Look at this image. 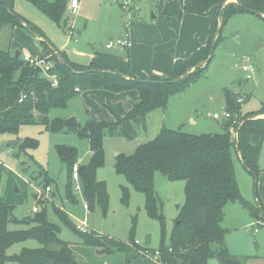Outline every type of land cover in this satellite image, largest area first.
Instances as JSON below:
<instances>
[{
  "label": "trees",
  "instance_id": "1",
  "mask_svg": "<svg viewBox=\"0 0 264 264\" xmlns=\"http://www.w3.org/2000/svg\"><path fill=\"white\" fill-rule=\"evenodd\" d=\"M25 1L65 30L63 21L66 20L63 16L67 0ZM225 1L156 0V8L161 15L180 18L183 13L205 15L212 6L220 7ZM248 10L257 11L264 16V0H236L234 3L224 4L220 11L221 26L231 17ZM263 16L258 17L264 19ZM19 19L25 25L21 24ZM5 27L10 28L11 31L17 27L29 29L37 37H41L40 44L45 50L55 51L60 61H55L46 73H42L25 63L21 54L16 57L8 49H0V141L5 137H12L9 141L17 140L20 128L27 125H40L44 130L52 133L67 129L80 139H85L91 150L86 162L77 163L78 152L75 147L56 146V152L67 169L68 178L64 195L66 200H72L73 191L69 177L72 178V168L77 164L82 197L87 210L93 211L95 207H99L104 211L108 203L106 183L96 179V170L105 162L104 135L134 138L139 129L146 128L148 112L158 107H166L172 95L184 91L186 85L202 76L201 73L208 64H205L204 68L196 67L183 79L168 82L196 62H200L198 60L203 59L204 54L197 56L187 66L173 71L167 77L151 74L149 80L132 81L128 72L105 71L92 63L80 65L70 61L64 52L53 47L42 31L29 26L13 11L11 5L0 1V30ZM219 39H221L220 33L216 38L215 46ZM211 40L203 52L208 55ZM53 75L56 84L52 83ZM90 89H103L113 93L135 89L138 91V98L129 111L124 110L121 102L105 104L104 107L113 117V121L90 118L83 124L65 126L63 118H50L51 109L66 108L68 102L77 97L79 92ZM231 95V91H225L226 112L229 113V118L220 122L222 132L193 134L162 125L152 139L137 145L131 154L118 153L115 157V171L124 175L128 184L135 190L143 193L145 208L150 215L158 217L159 220L161 215L157 214L159 199L154 189V173L159 171L168 180L185 182V201L179 208L171 228L170 244L165 246L162 243L158 248L162 249L165 246L164 252L160 253L163 259L161 261L165 264H208V260L213 258L219 264H244L245 258L230 253L225 245L223 209L228 203L238 201L249 210L250 214L264 221V206L261 201L258 200L257 207H251L243 200L232 159V153L235 152L246 169L257 178L258 156L264 139V117L260 118L256 115L263 114L264 108L256 112L240 114L239 117L240 104L236 99H231ZM36 145V140L24 138L17 146L16 157L24 152L29 160L37 164L26 149L34 148ZM22 170L27 174L25 168ZM48 180L50 182L47 176L44 188L50 186L47 184ZM122 190L126 196L127 187L123 186ZM52 210L57 219L77 234L84 244L95 246L101 254L112 253L110 249L104 250L103 244L94 236L98 234L103 237L102 234L92 229L81 232L76 228L74 220L62 208L52 205ZM9 223L23 225L25 228L9 229ZM59 232V225L49 221L44 207H40L31 218L16 219L11 214V207L0 204V264H10V262L79 264L68 242L59 237ZM27 239L36 240L40 246L22 247L17 254H6L9 246ZM107 241L134 250L131 256L125 255L123 264H130L133 260L142 257L138 252L139 247L132 245V242L136 241L132 232H129L128 243L108 237Z\"/></svg>",
  "mask_w": 264,
  "mask_h": 264
},
{
  "label": "rangeland",
  "instance_id": "2",
  "mask_svg": "<svg viewBox=\"0 0 264 264\" xmlns=\"http://www.w3.org/2000/svg\"><path fill=\"white\" fill-rule=\"evenodd\" d=\"M6 1L29 26L42 31L53 43L54 48L64 51L70 61L79 63H89L92 60L91 57H94L92 56L94 53L97 54L95 61L101 59L100 56L106 53L126 56L129 49H119L118 46H114L108 50L105 48V44L111 38L119 37L130 31L138 37L157 35L163 39V42L179 36V41H181L179 45L183 47L186 57L190 55V52L187 54V50L194 51L200 42V39L196 40L194 37L198 29L205 28L206 25V21L195 20L196 17L184 22L186 25L179 24L178 18L158 13L156 0H79L75 13L68 9L70 0H67L63 16L66 20L63 21L65 23H63L64 31L26 1ZM70 24L75 30V35H71L69 31ZM220 35L221 39L217 41L211 60L201 73L202 76L186 85L184 91L172 95L168 99L166 107H158L148 112L145 129H139L137 135L132 139L119 135H104L105 162L96 170V179L106 183L108 203L104 211L99 207H95L93 211L85 209L82 193L74 190V183L70 177L69 183L73 191L72 200H66L64 195L68 178L67 169L56 152V146L75 147L78 152L77 163H80L86 162L91 154L88 142L67 129L52 133L44 130L40 125L22 126L17 134V140L9 141L12 137L1 139L0 143L3 142L5 147L0 150V204L11 207V214L16 219L31 218L34 215L31 211L34 204L41 208L44 207L49 221L59 225V237L68 242L79 264H123L125 255L131 256L133 249L109 242L107 237L128 243L129 232H132L134 239L139 242H132L134 247H139V254H142L143 257L163 260L160 253H163L165 246L170 244L171 228L177 218L179 208L185 201V182L183 180H168L159 171L154 173V189L159 199L157 214L161 215V220H159L158 217L150 215L145 208L143 193L135 190L128 184L124 175L115 171V157L118 153L131 154L137 145L152 139L162 125L193 134L222 132L220 122L227 120L224 116L226 90L231 91V99L243 98V101L239 103V117L240 114L256 112L264 108V19L252 13L240 12L222 26ZM33 38L28 29H22L19 33V31L11 32L10 28L5 27L0 30V49L9 50L16 45L20 51L36 54L32 49L26 48ZM75 38L78 43H74ZM40 39L41 37H39ZM37 44L41 46L38 54L46 56L48 50L45 51L39 41ZM48 52L53 56L47 55V60L52 64L55 61L58 62L59 57L55 51L49 50ZM203 54V59L198 60L200 62H196L172 79H183L191 74L196 67L204 68V60L208 57V53ZM244 63L253 67L250 78L236 72ZM100 69L110 71L104 68ZM129 78L132 81L136 79L149 80V76L137 78L130 75ZM90 90L93 92L91 95L90 92L85 93L89 90L79 92L77 97L68 102L66 108L51 109L50 118L61 117L64 120L75 116L79 124H83L90 118L113 121V117L104 107L105 104L112 103V95L101 97L97 90L103 89ZM82 94L84 95L81 96ZM113 94L123 99L125 111H129L138 98V91L135 89ZM191 109L194 110L192 118L199 121L196 125L190 119L187 120ZM256 116L262 118L264 113ZM24 138L36 140L37 145L34 148L27 147L26 149L27 153H30L37 161V164L29 160L24 152L16 157L17 146ZM14 141L17 143L12 144ZM263 142L260 148L262 155L260 158L262 159L259 163L261 166L264 165ZM232 159L236 168L237 184L240 185L242 174H245L246 170L250 174V178L244 179L243 184L249 188L248 190L243 189L246 191V195L252 196L253 193L255 196L254 192H257L256 178L246 169L242 161L238 160L235 152L232 153ZM20 163L23 164L20 165ZM241 166L244 169H241ZM23 168L26 169L27 174L23 172ZM47 176L50 179L47 184L50 185L51 190L45 193L43 188L44 181L47 182ZM123 186L127 187L126 196L123 194ZM240 194L249 206L257 207V203H252L241 191ZM52 205L62 208L74 222L85 219L88 230L92 229L102 234L105 239L98 234L94 236L103 244L104 250L110 249L112 253L98 255V248L84 244L77 234L70 231L57 219ZM256 227L264 228V226ZM8 228L18 230L25 226L9 223ZM146 236H149L147 244L143 242ZM162 243L165 245L164 249H158ZM39 246L40 244L36 240L27 239L9 246L6 249V254H17L22 247L37 248ZM145 246L149 249H145ZM252 247L255 249L253 242ZM156 249L160 251L158 255L154 253ZM212 260L214 259L208 260L207 263L212 264ZM10 264L17 263L10 262Z\"/></svg>",
  "mask_w": 264,
  "mask_h": 264
},
{
  "label": "crops",
  "instance_id": "3",
  "mask_svg": "<svg viewBox=\"0 0 264 264\" xmlns=\"http://www.w3.org/2000/svg\"><path fill=\"white\" fill-rule=\"evenodd\" d=\"M0 1L4 2L5 4H8L6 0H0ZM10 2H11V0H10ZM228 2L234 3L236 1L235 0H226L221 6L223 7L224 4H226ZM27 3H29V2H27ZM29 4H31V3H29ZM221 6L220 7L212 6L206 12L205 15L183 13V15L180 18H178L180 20L179 24H182V25H184L185 24L184 22H187V20L194 19L195 17H196L195 20L206 21L205 22L206 23L205 28L198 29L196 35L194 36L196 40L200 39V42L197 44V48L194 51L187 50V54H188V52H190L189 56L185 57L186 53L184 54L183 47L181 45H179V43L181 42V41H179L180 40L179 36H175L174 38H169V40H166V41L164 40V42H163V39H160L159 36H157V35L156 36L151 35L150 37H145V36L138 37L137 35L134 34V32L130 31L128 33L125 32L129 35V37L131 38V42H132L131 47L127 48L129 50H128V54L126 56L122 57V56H118L116 53H113V54L106 53V54H102L100 56L101 59H99L98 61H95L97 58V54L94 53L92 55L94 57H91V59L93 61L91 60L89 63H79V62H75V61H72V62L80 64V65H88V64L92 63L95 66H98L100 68H104V69H108V70H114V71H118V72H128L131 76L137 77V78H147L151 74L157 75V76L167 77L173 71H177V70L183 68L187 63L194 60L197 56L203 54V52L206 50L208 42L214 36L213 33H215V29L217 28L218 24H221L220 23V10L222 9ZM35 9H37V8H35ZM14 12H16V11H14ZM40 13L43 14L42 12H40ZM168 17H170V16H168ZM232 18L233 17H231L230 19H232ZM221 28H222V26H221ZM22 29H26V28H22ZM22 29L17 27V28H14L11 32L19 31V33H21ZM69 31H70L71 35H75L74 34L75 30L72 29L71 24H70ZM122 35L123 34H121V36ZM38 41H39V38L34 37L33 40L29 41L30 45H28L26 48L32 49L34 51L33 53L38 54L40 52V49H41V46L37 44ZM49 41H50V39H49ZM74 43H78L77 38L74 39ZM17 48H19V47H16V45H14V47L12 49H9V52L14 53L15 50H19ZM105 48L108 50L112 49V48H107L106 46H105ZM119 49H124V48H119ZM48 51L46 52L47 55L53 56ZM25 52L28 53V51H20V54H23ZM62 52H64V51H62ZM236 72L239 75H241L240 69L236 70ZM97 91H99V95L101 97H104L106 95H108V96L112 95L111 96L112 97L111 100H113L112 103H114V102L115 103L116 102L122 103L123 99L118 98L115 94H113L111 92H107L104 90H97ZM88 92H90V95L93 93L92 90L85 91V93H88ZM83 95L84 94H82L81 96H83ZM109 104H111V103H109ZM122 105H125V104L122 103ZM190 112L191 113H189V117L187 118V120L190 119L194 125L198 124L199 121L197 119L192 118L193 117L192 113L194 112V110L191 109ZM209 116H210V114H209ZM236 156H237L238 160L240 161L239 156L238 155H236ZM260 156H262L261 151H260L259 156H258V163L262 159V158H260ZM258 166H259V172H258V175L256 178V181H257L256 190H257V192H254L255 196H253V193H252V196L248 193H247L248 195H246V193H245L246 191H244V189L248 190L249 187L244 186L243 180L246 178L247 179L250 178V176H249L250 174L246 170L244 171L245 174H242L243 177H241L242 178L241 183L238 186H239L241 193L244 196H246L248 200H250L254 204L257 203L258 200H260L264 206V165L261 166V164L259 163ZM241 169H244V168L241 166ZM235 175H236V168H235ZM222 224H223V227H225V229H226V233L224 236L225 245H226V247L230 253H232L236 256H240V257L245 258L244 264H264V228L261 229V228L256 227V226H264V221L258 220L256 217H254L252 214H250V212L245 207H243L241 204L236 203V202H231V203H228L227 205H225V207L223 209V222H222ZM252 242L255 246L254 247L255 249H253V247H252ZM146 248H148V247H146ZM97 254L103 255V254L98 253V251H97ZM130 264H165V263L161 260H156V258H152V257L150 258V257H143L142 256V257H139V258L133 260ZM212 264H219V263L216 259H214V260H212Z\"/></svg>",
  "mask_w": 264,
  "mask_h": 264
},
{
  "label": "built area",
  "instance_id": "4",
  "mask_svg": "<svg viewBox=\"0 0 264 264\" xmlns=\"http://www.w3.org/2000/svg\"><path fill=\"white\" fill-rule=\"evenodd\" d=\"M78 4H79V0H70L69 1V6L68 9L72 12L75 13L77 11L78 8ZM132 45L131 39L129 37V35L127 33L123 34L122 36L116 37V38H111L110 40H108V42L105 44V46L107 48H113L114 46H118L119 48H130ZM22 59L25 63H27L29 66L33 67L35 70H39L42 73H46L52 66V63L50 61L47 60L46 56L43 55H39V54H29V53H23L21 54ZM253 71V67L250 64L244 63L241 68H240V72L241 75H244L246 78H250L251 77V73ZM52 77V83L56 84L57 81L53 76ZM236 101L238 103H241L243 101V98L239 97L236 99ZM216 116V115H215ZM224 116L226 118H229V113L225 112ZM72 180L74 183V190L76 192L82 193V189H81V185L79 183V177H78V173H77V164H75L72 168ZM51 190L50 186H46L43 189V192L48 193ZM83 206L85 209H87L86 203L83 202ZM40 210V207L37 204H34V206L32 207L31 211L33 213L37 212ZM76 224V228L81 231V232H87L88 230V226L87 223L85 221V219L83 220H77V222H75ZM256 231V230H255ZM135 242H138L137 240ZM156 255L159 254L158 250H155L154 252Z\"/></svg>",
  "mask_w": 264,
  "mask_h": 264
},
{
  "label": "water",
  "instance_id": "5",
  "mask_svg": "<svg viewBox=\"0 0 264 264\" xmlns=\"http://www.w3.org/2000/svg\"><path fill=\"white\" fill-rule=\"evenodd\" d=\"M235 1H236V0H235ZM221 7H222V6H221ZM220 11H221V10H220ZM248 12H250V13H252V14H254V15H257V16H263V15H261L259 12L254 11V10H248ZM263 17H264V16H263ZM19 22H20L21 24H23V22H22L21 19H19ZM23 25H24V24H23ZM28 31H29V33H30L33 37H35V38H39V37H37L35 34H33L32 31H30L29 29H28ZM220 31H221V24H218V26H217V28H216V31H215V33H214V36H213V38H212V40H211V45H210V52H209V55H208V57L204 60V64H208V63L210 62V60H211V56H212V53H213V51H214V47H215L216 38H217L218 34L220 33ZM40 40H41V39H40ZM40 40H39V41H40ZM19 55H20V51H19V50H15V52H14V56L17 57V56H19ZM179 79H181V78H175V79L169 80L168 82L172 83V82H174V81H178ZM75 124H77V119H76L75 116H70V117L66 118L65 120H63V125H65V126H71V125H75ZM235 134H236V132H235ZM235 141H236V138H235ZM16 143H17V141H14L12 144H16ZM4 147H5V144H4L3 142H1V143H0V150H3ZM143 242H144L145 244H147V243L149 242V236H146Z\"/></svg>",
  "mask_w": 264,
  "mask_h": 264
}]
</instances>
